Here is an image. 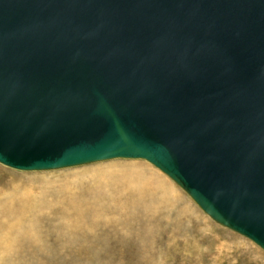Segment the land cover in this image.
I'll return each mask as SVG.
<instances>
[{
    "label": "water",
    "instance_id": "water-1",
    "mask_svg": "<svg viewBox=\"0 0 264 264\" xmlns=\"http://www.w3.org/2000/svg\"><path fill=\"white\" fill-rule=\"evenodd\" d=\"M119 158L264 251V0H0V164Z\"/></svg>",
    "mask_w": 264,
    "mask_h": 264
},
{
    "label": "rangeland",
    "instance_id": "rangeland-1",
    "mask_svg": "<svg viewBox=\"0 0 264 264\" xmlns=\"http://www.w3.org/2000/svg\"><path fill=\"white\" fill-rule=\"evenodd\" d=\"M135 174L152 179L151 188L138 184L142 177L132 184L154 188L155 206L136 204L130 190L115 182ZM8 208L22 211L25 219L0 218V226L15 224L11 234L5 233L10 239H0V264H264L263 250L214 223L145 161L113 160L42 172L0 165V210ZM76 209L84 213L81 220L73 217ZM89 218L93 224L82 228ZM30 234L32 241H19Z\"/></svg>",
    "mask_w": 264,
    "mask_h": 264
},
{
    "label": "bare ground",
    "instance_id": "bare-ground-1",
    "mask_svg": "<svg viewBox=\"0 0 264 264\" xmlns=\"http://www.w3.org/2000/svg\"><path fill=\"white\" fill-rule=\"evenodd\" d=\"M114 160H129V161H136V160H139V161H145V162H147L148 164H150V165H152L151 163H149L148 161H146V160H144V159H125V158H119V159H114ZM110 161H113V160H110ZM100 163V162H99ZM1 165V164H0ZM154 168H156L154 165H152ZM157 169V168H156ZM157 170H159V169H157ZM161 173H163L161 170H159ZM164 175H166L165 173H163ZM132 176V175H131ZM167 176V175H166ZM127 177L128 176H125V175H122V176H120V178H122L121 180H119V181H115L116 183H120V184H122V186H123V188L125 187V189H129L130 190V194L128 195V196H134V198H133V201L136 203V204H138L139 205V203L138 202H147V208L149 209L150 208V206L152 205V204H154V206L156 205L155 204V191H154V188L153 189H150V190H141L140 188H139V185L140 184H148L149 186H150V188L151 187H154L153 186V184H151L152 182H151V180L152 179H149V178H146V177H144L143 178V176H142V174H135V175H133L132 177H130V179H127ZM141 177H142V180H141V182L140 183H138L139 185H133L132 184V182L133 181H135V180H138V179H141ZM168 177V176H167ZM169 179H170V177H168ZM143 179H146L145 181H143ZM171 181H172V179H170ZM114 182V183H115ZM151 182V183H150ZM174 182V181H173ZM155 184V187L157 188V189H160L161 190V192H163V197L166 199V200H169V199H167L166 198V196H168L169 197V195H167L168 193L167 192H165L164 190H162L161 188H160V186L161 185H159V183L158 182H156V183H154ZM144 188H147V185L146 186H144ZM131 192H132V195H131ZM85 194H87V193H85ZM82 196V195H81ZM84 196V195H83ZM82 196V197H83ZM76 197V196H75ZM85 197V196H84ZM81 198V197H80ZM190 198V197H189ZM84 199V198H83ZM191 199V198H190ZM85 200V199H84ZM192 200V199H191ZM74 201V200H73ZM82 201V200H81ZM127 201H131V200H129V199H127ZM164 201V200H163ZM193 201V200H192ZM84 202V201H83ZM165 202V201H164ZM194 202V201H193ZM162 204H163V202H161ZM166 203V202H165ZM195 203V202H194ZM5 205V204H4ZM27 205V204H26ZM91 205H92V203H91ZM22 206H24L23 205V203H22V205L20 206V208L22 207ZM71 206V205H70ZM116 206H119L118 204L116 205ZM5 207V206H4ZM3 207V208H4ZM8 207V206H7ZM28 207V206H27ZM71 208H72V206H71ZM126 208V207H125ZM13 209V208H12ZM23 209H25V208H23ZM22 209V210H23ZM31 209H32V207H31ZM128 209V208H127ZM26 210V209H25ZM27 210H29V209H27ZM77 210V209H76ZM91 210H93V209H91ZM24 211V210H23ZM90 213H89V216H91V212L92 211H89ZM30 213V212H29ZM72 213H73V217H76V219H79V220H81L84 216V213H82L81 211H79V210H77V212H73L72 211ZM27 214V213H26ZM134 214V213H133ZM150 214V213H149ZM24 215H25V213H24ZM23 216V212L22 211H19V210H17V209H15L14 211L12 210L11 211V208H8L6 211H1L0 210V218L1 217H3V218H7L8 220H10V222L11 221H18V222H20L21 220H22V218H24V217H22ZM137 216V215H136ZM4 219V220H5ZM25 219V218H24ZM38 219V218H37ZM69 219V218H68ZM211 219V218H210ZM212 220V219H211ZM39 221V220H38ZM135 221V220H134ZM213 221V220H212ZM3 222H5V221H3ZM1 223V222H0ZM146 223V222H145ZM214 223H216V224H218V225H220V226H222V227H224L223 225H221V224H219V223H217V222H215L214 221ZM2 224H4V223H2ZM38 224V223H37ZM70 224V223H69ZM93 224V221L91 220V218H89V220L86 222V221H84V223H83V225H82V228H85V227H87L86 225H89V226H91ZM124 225L126 224V223H123ZM8 225V224H7ZM6 224H4L3 226L1 225L0 226V239H4V240H6L5 239V237L9 240L10 239V237H9V235L7 234H5V233H10L13 229H14V226H15V224H13V223H10L8 226H7ZM39 225V224H38ZM40 226V225H39ZM36 228V227H35ZM224 228H226V227H224ZM12 229V230H11ZM20 229V228H19ZM23 229V228H22ZM29 229V228H28ZM226 229H228V228H226ZM11 230V231H10ZM143 230V229H142ZM228 230H230V231H232L231 229H228ZM23 231V230H22ZM38 232V231H37ZM41 233V232H40ZM144 233V232H143ZM145 233H147V232H145ZM11 234V233H10ZM27 234V233H26ZM151 234V233H150ZM29 235V234H28ZM10 236H12V235H10ZM14 236V235H13ZM149 236V235H148ZM154 236V235H153ZM71 237V236H70ZM12 239V238H11ZM69 239V238H68ZM36 240V239H35ZM19 241H21V242H25V241H27V243H28V241H32V238H31V234H30V236H23V237H19ZM67 241H69V240H67ZM3 244V243H2ZM6 246V245H5ZM4 246V247H5ZM8 246L10 247V243H8ZM8 247V248H9ZM12 247V246H11ZM13 248V247H12ZM13 249H15V248H13ZM16 250V249H15ZM1 251V250H0ZM2 262V261H1Z\"/></svg>",
    "mask_w": 264,
    "mask_h": 264
}]
</instances>
